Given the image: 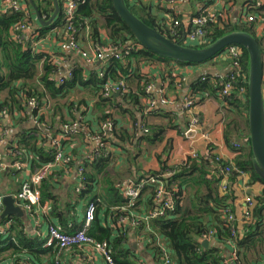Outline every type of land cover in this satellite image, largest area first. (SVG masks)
Here are the masks:
<instances>
[{"label": "trees", "instance_id": "obj_1", "mask_svg": "<svg viewBox=\"0 0 264 264\" xmlns=\"http://www.w3.org/2000/svg\"><path fill=\"white\" fill-rule=\"evenodd\" d=\"M21 1L24 2V5L31 13L30 17L26 16L24 12H17L13 10H8L5 13L2 12V14H0V112L8 110L10 114H13L15 111H25V99L20 96L22 92L26 93V99L34 96L37 97L40 102H42L44 98L48 97L51 102H53L50 114L52 113V126L56 129L58 128V125L65 121V108L72 107L73 104L71 103V99L75 96L76 90L78 88H84L87 90L90 87H93L95 93L93 92L92 94L98 98L96 109L100 112V121H112L115 124L114 115L112 113H108L109 109H113L121 115L128 114L131 119H133L132 121H135L137 119V113H141L144 109L141 106L140 93H133L132 88L135 80H137L138 90L145 96L144 89L147 82L142 88L141 83L144 81V78L140 75L142 63L169 62L182 67L202 65L177 63L175 61L162 58L153 52L142 48L135 40L130 29L117 14L113 6V0H84L80 3L76 12L75 28L80 34L82 31L86 30L88 24L90 28L89 37L94 45L99 47L111 45L116 52L122 55V58L119 60L108 56L107 60L109 62V67L106 68V71L114 81H124L127 84L128 93L124 96H114L110 99H104L100 95L102 82L95 77H91L89 80H86L84 78L83 67L81 65L74 66L73 78L70 81L63 86H58L51 79L54 71V65L50 63L49 57L45 60L44 55L34 54L29 48L31 47L29 43L24 45L18 44L14 41L12 36V29L15 26L26 22L32 23L33 25L35 24L34 22H36V20L34 21L32 10L35 11L36 9V11L40 13L42 18L46 21L50 20L55 12L54 2L53 0H33V3L29 0ZM230 1L236 6L243 7V9L241 8L244 12L243 17L241 16L240 18H235L232 21L230 16L229 18L220 16L216 24H211L207 28L208 35L205 40L192 48H206L225 35L234 32H245L254 36L259 41L262 50L264 51L262 39L258 36L259 25L262 21H264V0ZM2 3L4 5V0H1V4ZM59 3L61 6L59 17L48 27H42L39 25L40 28H37L36 30V33L38 34L36 41H38L40 37H47L52 30L61 26V20L63 21L61 0H59ZM126 3L130 11L137 18L149 27L161 33L163 36L172 40V38L168 36V27L171 20L179 19L175 16L174 9L164 7H157L154 9L152 5L147 4L142 0H137L136 2L126 0ZM200 3L212 5L213 1L209 0ZM195 15H197V11ZM251 16L255 18V22L248 21V18ZM63 30H65V25H63ZM181 30L184 31L183 28H181ZM102 34L106 36L104 40L102 38ZM130 45L134 46V48L130 51L129 55H125L128 51L127 48L130 47ZM125 48L127 50H124ZM241 49L243 51L242 66L249 75V55L245 49ZM222 55L223 54H219L214 59L206 63H211L214 60L219 59ZM222 64L231 66V61L228 59ZM208 79V76H205L201 79V82H207ZM213 80L216 83V87L219 92L220 87L217 83L218 79L214 78ZM169 84L170 86H174L175 82L170 81ZM232 99L235 100L232 101H234L237 106L238 112L236 114L243 117V121L239 122L234 120L232 122V128L230 130H226L227 143H231L233 137L239 141L240 139L242 140L243 136L249 138L250 135L248 129V94L245 101L237 98L236 95ZM41 122L43 124V128L45 129L20 128L17 131V137L15 136L18 146L16 150H13L15 151V158L18 160L25 155H28V157L31 156L33 158L31 163H33L36 167L51 163L53 160V154L51 155L44 147H39V140H42L43 142L45 141V116L42 117ZM173 124V122H170L167 127L160 125L150 126V132L146 135L144 141L151 146H157L164 143L168 130L175 128ZM18 125H20V122ZM118 136H120L121 142L130 139L125 129L120 130ZM18 153L20 156H17ZM237 153L238 157L236 158L235 163H233L234 166L238 168V170L251 175L254 181L264 184L253 168V154L250 142L247 143L246 146L243 145L241 150L237 151ZM216 162H210L207 159L189 158L186 162L173 167H168L165 162L162 163L163 171H166L167 169H174L176 171V175L170 178L167 182L170 183L171 186L176 183V186L179 189V192H176V197L179 199L176 205L177 209L175 213L171 215V218L156 220L152 223V226L154 230L165 239L164 241L171 251L174 264H220L222 258L218 255V253L214 249L203 247L200 241L201 237L211 230L217 222L221 224L218 235L222 239H225V242L233 241L239 248V245L243 246L248 238V235H246V239L242 242L238 240L239 235L237 238H234L231 230L225 225L223 215H220V213L218 214L221 209L230 208L234 200V194L232 191L230 192L229 189L227 195H221L220 184L223 179L221 168L229 166L230 163ZM94 163H92V172L87 171L85 173L87 189L78 193L80 201H77L74 204L75 206L64 202V206L61 208L63 215H68L70 211L75 210L80 202L89 200L88 194H91L95 183H100L102 196L106 197L110 208L128 204V201L123 198L121 193V187L124 181L120 180L119 182H116L113 178L114 176L111 174V169H109L111 166L110 158L102 156ZM85 164L86 166L88 165V163ZM86 166L85 168L87 170ZM156 174L157 172L147 173L142 175L141 178L146 175ZM195 174L198 175L193 178L196 190L194 196L196 201L200 202V206H202V208L199 209L198 212L192 214L180 215L182 212V208L180 207L181 201L183 200L182 193H184L185 189L183 187L184 181L189 177H193ZM238 176L239 175L237 173H233V175H231V181L236 182ZM52 184L53 183L48 181L41 186L42 201L53 199L55 204H57L56 201L59 196L56 195L53 190ZM153 195V192L147 194L148 201H151L150 196L153 198ZM97 199V197L93 196L89 201H96ZM212 205L214 206L213 208ZM263 209L264 193L262 197H259V206L257 205L254 211L251 225L246 228L247 231L252 228L251 226L253 225L255 218L259 217ZM110 213L115 222H117L120 217L125 215L121 212L110 211ZM206 213L210 214L215 219L214 225H211L212 227L204 222L203 215ZM12 220L15 221V224H12L9 233L15 235L18 244L10 241L11 239L4 242L0 240V263L9 259L13 260L14 256L19 255L22 250H25L27 251L28 258H30L29 262L31 264H43L44 261H49V264H55L58 249L55 247L45 249L44 242H41L38 238L31 239L25 235L26 233L24 231V227L19 224L20 220L15 218L7 219L5 224L14 222ZM62 220H66V218L63 217ZM63 225L65 226V228L63 227V231L69 234L76 232L82 227H77L71 231L66 229L67 225ZM88 235L96 242H107L110 246H112L111 250L114 254L115 264H137L135 253L125 242L129 239L128 233H123L120 230H117L116 232L109 228V226H103L101 220L96 217ZM258 242L259 243L257 245H260V242L262 241L259 239ZM145 247L149 250H153L155 254H159L158 248H150L149 244H146Z\"/></svg>", "mask_w": 264, "mask_h": 264}, {"label": "crops", "instance_id": "obj_2", "mask_svg": "<svg viewBox=\"0 0 264 264\" xmlns=\"http://www.w3.org/2000/svg\"><path fill=\"white\" fill-rule=\"evenodd\" d=\"M142 1L152 5L154 9L157 8V2L155 0ZM203 1L209 0H188L185 3L176 4L166 8L174 9L175 16L179 19L181 18V20H184L187 17L194 15L197 11L198 5L204 4L200 3ZM212 1L213 4L218 3L219 14L222 17L229 18L230 16L233 21L235 18H240L244 15V12L241 10L243 7L234 5V3L230 0ZM5 10L6 9L3 3L1 4L0 0V14H2V12L5 13ZM32 16L34 21L36 20V22H34V29L36 31L37 28H40V23L36 18V12L33 10ZM62 24L63 21L61 20L62 27H57L55 30H52L47 37H40V39L37 41L38 53L40 55L42 54L44 56H48L49 59H52V62L54 61V63L58 64L60 69L59 73L63 74L65 73V69L74 68V66L81 65L83 67L84 78L89 80L91 78L92 71L97 67L100 66L105 69L109 67L108 61L100 62L97 64V66L90 67L78 54L72 52H69L68 54L63 53L60 50V44L65 39V33ZM105 37L106 36L102 34L103 40ZM261 39L264 46V32ZM78 41L84 50H89L94 45L86 30L79 34ZM62 56L66 58L64 62L61 60ZM227 60L228 58L225 55H222L219 59L214 60L211 63H205L199 66L193 65L182 67L169 62H146L141 64L140 75L142 78H144V81L141 83V87L143 88L147 82L144 89L145 96L138 90L137 80H135L132 88L133 93H140L141 106L144 109L141 111V113H137V119L135 121H132L133 119H131L128 114H116L115 110L113 109H109L108 112L114 115L115 124L113 133H111V135L105 139L108 155L106 158H110L111 166L109 169H111V174L114 176L113 178L116 182H119L120 180L126 182L129 181V179L138 180L144 174L158 172L162 169L163 162H165L168 167L177 166L183 163L186 159L188 160L190 158L189 155L192 152L197 153L199 159H207L210 162H216L215 157L218 155L221 156L226 162L235 163L238 153L233 148L232 144L236 142L237 139L233 137L232 142L227 143L226 130H230L232 128V122L234 120L242 122L243 117H240L236 114L238 111L237 106L234 103V99H232L234 101H224L220 97L216 83L213 80L214 78L216 79L217 77L228 74L230 66L222 64ZM176 69H179L177 71L186 77V81L180 89L176 88L175 85H168L166 80V75H170L171 72ZM205 76H208L209 79L207 82L202 83L201 79ZM148 85H153L155 87L152 93H149V95L146 93V88ZM92 88L93 87H90L87 90L84 88H78L76 90L75 95L80 94L82 96V100L76 98L75 96L72 97L71 103L73 105L72 107L65 108V121L58 125V128H53L52 113L49 114L45 123V141L43 142L42 140H39V147H44L45 150L50 152L52 155L54 150L49 138H61V136L66 132L64 131V126L66 124H77L79 127L76 129L77 131L75 130L74 132L67 135L68 139L63 141V145L67 153L73 155L75 158V161L72 164L73 169L69 174H66L65 169L57 168L53 175L44 181V183L48 181L53 183V190L55 191L56 195L59 196L56 201L57 204H55L53 199L42 201V206L46 209V213H43V209L42 211L38 210V212L35 213V220H33L27 213H25L24 219H18L12 216L6 219H1V215L5 209L3 206V210L0 214V227L5 225L7 219L15 218L20 220L19 224L24 227V231L26 233L25 235L31 239L39 237L37 232L42 235V239L46 238L48 236L49 228L52 225L64 229L65 226L63 224H65L67 225L66 229L72 231V229H76L77 227H81L83 225L86 207L90 203V198L93 196L97 197V200H100L97 210V218L101 220L103 226H110L112 224V215L110 211L113 212L114 208H110L108 200L105 196H102L100 183H95L93 185L91 194H88L89 200L80 202L75 210L70 211L68 215H63L61 210L62 206H64V202L75 206L74 204L77 201H80L78 193H81L82 191L76 192L78 185L77 170L79 169V166L84 162L88 163L86 166V172H92V163L98 161L93 159L92 156L94 150L97 148V143L92 142L90 138L101 131V126L106 121L99 120L100 112H98L96 109L98 98L92 94L93 92L95 93L94 88ZM163 90H165V96H167L170 101L168 106H162L160 104ZM186 97L192 98L196 102L195 113L200 116L202 121L200 131L198 133L194 132L191 136H184L189 122L183 107ZM152 98L155 102H157L158 106L152 111H147L149 99ZM51 103L53 105V102ZM75 104H78L79 108H75ZM15 112L12 114V118L8 117L0 120V154L3 156L4 162L10 166V168L0 175V195H3L4 198L6 196H12L14 200L15 195L21 191L22 185L30 180L31 175L37 172L38 169L43 166H34V164L31 163L33 158L31 156L28 157V155H25L24 157L19 158V162L25 164L21 170L11 167L14 162L18 161V159L15 158L16 155L12 153L14 152L13 150H16L18 146L17 139L15 138L17 131L20 128H36L33 123L32 113H28L27 116H15ZM19 122L20 125H18ZM170 122L174 123L173 125L175 128L168 130L164 143L157 146H151L146 141H144V138L146 137V135H144L142 132V128L144 126L150 131V126L160 125L167 127ZM123 129L127 131L130 139L121 142L120 136L118 135L120 130ZM10 153H12L14 156H12ZM141 159L142 164L139 165L138 163ZM244 173L245 175L237 177L236 182H232L231 177L225 179L223 176L222 182L220 184V190L221 186L227 183V185H229L230 192L232 191L234 194V200L230 206V209L238 217L236 224L239 234L238 240L242 242L244 239H246V235H248L245 244L243 246L239 245L241 262L243 264H264V209L260 213L259 217L255 218V221L251 226L252 228L248 231L241 222L245 196H252L259 206V197H262L264 193V184L254 181L251 175L246 172ZM197 175L198 174H195L193 177H189L184 181L183 187L185 189L184 193H182L183 200L181 201L180 205L182 212L180 215L192 214L198 212V210L202 208V206H200V202H197L194 196L196 190L194 185L195 181L193 178ZM75 192L77 194H75ZM227 194L222 193L221 190L222 196ZM74 195H76V198L73 197ZM143 206V203L139 204V207L134 209V211L140 212V208H143ZM213 207L214 206L212 205V208ZM219 213L221 215V210L218 212V214ZM203 216L204 222L212 227L211 225H214L215 219L207 213ZM63 217H65L66 220H62ZM12 223L15 224V221ZM220 226L221 224L217 222L211 229L215 231V235L207 240L200 239V241L201 244L203 242H209L210 244L208 248L214 249L218 253V255L222 258L220 264H223V260L230 257L231 248L226 244L224 241L225 239L219 237L218 232L220 231ZM7 233V236L1 237L0 240L4 242L11 239L10 241L18 244L15 235L9 232ZM155 233L159 234L156 231ZM129 235V239H127L125 242L127 243V246H129L135 253L137 257V264H139L141 260H143L146 264H158V260L155 258L154 251L143 246L152 235L144 230V225L136 229L133 232V235L131 233ZM139 237L144 238L145 242L143 245L137 243ZM259 239L262 242H260V245H257L259 243ZM94 256L95 254L90 248H85L82 250L74 248L73 251L64 253L62 256V262H59V264H91L94 260ZM29 260L30 258H28L27 251L22 250L19 255L13 257V260H5L0 264H31ZM96 260L98 261V264H106L104 259L99 255L97 256ZM56 261L57 258L55 262ZM49 263V261L43 262V264Z\"/></svg>", "mask_w": 264, "mask_h": 264}, {"label": "built area", "instance_id": "obj_3", "mask_svg": "<svg viewBox=\"0 0 264 264\" xmlns=\"http://www.w3.org/2000/svg\"><path fill=\"white\" fill-rule=\"evenodd\" d=\"M83 1L84 0H61L63 25H65V39L60 44V50L66 54H68L69 52L78 54L90 67H95L100 62L108 61V56H111L113 59L116 58L117 60L121 59L122 55L116 52L111 47V45L102 47L93 45L89 50H84L80 46L78 41L79 32L75 28V19L77 9L80 3ZM131 1L136 2L137 0ZM155 1L157 2V7L166 8L174 6L176 4L185 3L188 0ZM4 7L6 9L5 11L13 10L17 12H24L28 17H30L31 15V13L24 5V2L21 0H4ZM219 17L220 14L218 3L213 5L199 4L197 7V15L194 14L193 16H189L184 20H171L168 27V36L172 38V40L170 39L172 42L179 43L183 46H196L205 40L206 36L208 35L207 28L211 24H216ZM248 21L255 22L256 20L251 16L248 18ZM181 28H183L184 31H182ZM86 31L88 35H90V28L88 24L86 27ZM263 32L264 21L260 23L258 28V36L260 38H262ZM12 36L16 43L22 45L29 43L31 45V47H29L30 50L35 54H39L38 42L36 41L38 34L36 33L34 25L32 23L26 22L15 26L12 29ZM133 48L134 46L130 45V47L127 48L128 51L125 53V55H129L130 51H132ZM127 49L125 48L124 50ZM223 55H225L231 61V66L227 75L217 77V83L220 87L219 95L224 101L232 100L235 95L237 98L245 101L248 94L249 75L242 66L243 51L240 47L231 46L227 48ZM47 58L48 56H45V60ZM61 60L64 62L66 58L62 56ZM50 63L54 65V71L51 79L56 83V85L63 86L73 78V68L65 69V73L62 74L59 73L60 69L58 64L54 63V61L52 62V59H50ZM177 70L179 69L172 71L170 75H166V80L168 85L170 81H174L175 87L180 89L186 81V77ZM91 77L98 78L102 82L100 95L104 99H110L116 95L124 96L128 93L127 84L124 81H114L107 74L106 69L103 67L99 66L95 70H93L91 73ZM154 88L155 87L153 85H148V87L146 88V93L149 95V93H152ZM20 96L25 99L26 110L21 112L16 111L15 116H27L28 113H32L33 123L35 127L37 129H44L41 120L44 116L47 119V116H49L51 112L52 103L50 98H44L42 102H40L38 98L34 96L26 99L27 96L25 92H22ZM169 103V99L167 98V96H165V90H163L160 104L162 106H168ZM157 106L158 104L153 100V98L149 99L147 111H152L156 109ZM183 107L185 115L189 119L187 130L184 133V136H188L190 133L194 132L198 133L202 126V121L200 116L195 113L196 102L192 98L186 97ZM75 108H79V105L75 104ZM8 117L12 118V114H10L8 110L0 112V120ZM78 128L79 127L77 124H66L64 126V131L66 132L61 136V138H49V141H51V145L54 150L53 161L41 166L37 172L33 173L30 180L25 182L22 185L21 191L17 195H15L16 205L21 207L25 211V213L30 215L33 220H35V213H37L38 210L42 211L43 209V213H46V209L42 206L41 192V186L44 181L49 179L57 168L65 169L66 174H69L73 169L72 164L74 163L75 158L73 157V155L67 153L64 148L63 141L68 139L67 135L74 132ZM100 130L101 131L90 138L92 142L97 143V148L94 150V153L92 155L93 159L95 160H99L102 156H108L105 139H107L108 136L113 133L114 123L112 121H106L102 124ZM142 132L144 135H147L150 131L147 127L144 126L142 128ZM249 142V138L243 136L242 140L240 139L239 141L234 142L232 146L236 151H240L243 145L246 146V144ZM12 153L15 154V151ZM12 153L10 154L14 156ZM18 155L19 153L17 154V156ZM189 157L191 159H197L198 154L192 152ZM215 160L217 162H226L221 156L218 155L215 157ZM186 161L187 159L184 162ZM24 166L25 164L19 162L18 160L17 162H14L11 167L17 170H21ZM85 166L86 165L84 162L79 166V169L77 170L78 185L76 188V192H81L87 187ZM8 168H10V166L6 162H4V158L0 154V175ZM221 169L225 179L231 177L233 173H237L239 176L245 175V173L238 170V168H236L233 163H230L229 166ZM175 175L176 171L174 169H167L166 171H163V169H161L157 172L156 175H146L139 180H129L124 182L121 187V193L123 198L128 201V204L124 206L114 207L113 212H121L125 215L120 217L117 222L114 221L112 216V224L109 226V228L116 232L117 230H120L123 233H131L133 235V232L136 229L144 225V230L147 233L152 234V236L144 245L143 243L145 241L143 237H139L137 243L143 245L144 247L146 244H150L151 247L158 248L159 254H155V258L158 260V264H174L170 249L167 247L164 239L159 234L155 233L152 228V223L159 219H170L171 215L175 213L177 209L176 205L179 198L176 197V192H179V189L176 186V183L171 186L170 183L167 182ZM221 190L222 193L227 194L229 185H227V183L223 184L221 186ZM152 192L154 193L153 198H151L150 196L151 201H148L147 194ZM3 199L4 196L0 195V214L3 210ZM141 203H143L144 206L143 208H140V212L134 211V209H137V207H139V204ZM99 204L100 200H96L90 202L87 205L82 227L72 234L64 232L61 227L55 225L50 226L48 236L44 238L45 240L42 239V235L37 232V235L41 238L40 239L38 237L40 241L44 242L45 249L51 247H55L58 249L56 261L57 264H59V262H62V256L64 255V253L71 252L74 248H78L80 250L90 248L95 254L94 260L91 264H98V261L96 260L98 255L104 259L106 264H115L114 254L111 250L112 246H110L107 242H96L88 235L89 230L96 220ZM257 205V202L252 196H245L241 218V222L243 223L245 228L251 225V221L253 219L254 211ZM221 214L223 215L226 227L231 230L232 236L234 238H237L239 235L236 226L238 217L230 208L221 209ZM12 224V222H9L3 227H0V238L3 236H7V232H9V230L11 229ZM214 235L215 231L209 230L202 236L201 240H207ZM226 244L231 248V253L230 257L224 259L223 264H243L239 258L238 245L233 241H226ZM139 264L146 263L141 260Z\"/></svg>", "mask_w": 264, "mask_h": 264}, {"label": "water", "instance_id": "obj_4", "mask_svg": "<svg viewBox=\"0 0 264 264\" xmlns=\"http://www.w3.org/2000/svg\"><path fill=\"white\" fill-rule=\"evenodd\" d=\"M33 3V0H29ZM55 12L50 21H45L40 13L36 18L42 27L50 26L60 14L59 0H53ZM113 6L127 27L132 32L138 44L154 54L181 64H203L214 59L219 54H224L231 46L245 49L249 55V80H248V129L250 133V146L253 154V168L258 177L264 182V54L259 41L245 32H234L218 39L206 48L186 47L172 42L158 31L149 27L137 18L127 6L126 0H113ZM119 97V95H116ZM193 135L190 133L189 136ZM2 205L4 212L1 219L16 217L24 219L25 212L15 205L12 196H6ZM209 242L202 245L208 248Z\"/></svg>", "mask_w": 264, "mask_h": 264}, {"label": "rangeland", "instance_id": "obj_5", "mask_svg": "<svg viewBox=\"0 0 264 264\" xmlns=\"http://www.w3.org/2000/svg\"><path fill=\"white\" fill-rule=\"evenodd\" d=\"M34 54H35V53H34ZM75 97L78 98V99H80V100H82V96H81L80 94H76ZM116 114H119V113L116 112ZM119 117H121V116H119ZM127 118H128V117H127ZM128 119H129V118H128ZM138 164H139V165L142 164V159L140 160V162H139ZM75 194H77V193L75 192ZM73 197L76 198V195H74ZM163 239H164V238H163ZM164 240H165V239H164Z\"/></svg>", "mask_w": 264, "mask_h": 264}]
</instances>
